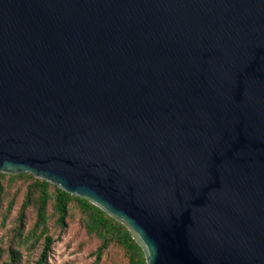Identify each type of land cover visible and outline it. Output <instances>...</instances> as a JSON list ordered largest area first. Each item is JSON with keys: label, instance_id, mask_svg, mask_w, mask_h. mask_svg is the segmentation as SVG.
Here are the masks:
<instances>
[{"label": "water", "instance_id": "1", "mask_svg": "<svg viewBox=\"0 0 264 264\" xmlns=\"http://www.w3.org/2000/svg\"><path fill=\"white\" fill-rule=\"evenodd\" d=\"M0 173L146 264H264V0H0Z\"/></svg>", "mask_w": 264, "mask_h": 264}, {"label": "trees", "instance_id": "2", "mask_svg": "<svg viewBox=\"0 0 264 264\" xmlns=\"http://www.w3.org/2000/svg\"><path fill=\"white\" fill-rule=\"evenodd\" d=\"M21 181L25 187L22 203L17 213L16 227L13 236L20 244H30L33 249L41 246L37 264H45L50 249L54 243L48 230V220L52 216L55 222L63 226L74 207L81 215V223L87 238L97 242L94 255L99 261L112 248L123 252L126 264H146L142 250L137 246L127 229L104 214L88 201L71 196L56 186L28 174L8 175L0 173V201L4 194L5 182L11 184ZM12 209V201L8 202L7 211ZM52 210V213H50ZM27 213L30 224L27 227ZM7 260L1 264H18L20 254L11 246L6 251Z\"/></svg>", "mask_w": 264, "mask_h": 264}, {"label": "rangeland", "instance_id": "3", "mask_svg": "<svg viewBox=\"0 0 264 264\" xmlns=\"http://www.w3.org/2000/svg\"><path fill=\"white\" fill-rule=\"evenodd\" d=\"M4 187L0 201V264L7 260L6 251L10 246L20 254L18 264H37L41 246L36 245L32 249L31 243L20 244L13 236L26 185L15 181L11 184L5 182ZM11 201L12 209L8 212V202ZM51 213L52 210L49 214ZM29 216L30 213H27V227L31 222ZM48 230L54 243L45 264H126L123 252L115 248L109 251L108 257L104 255L99 261L96 259L94 251L97 242L84 234L81 215L74 207L70 209L63 226L58 225L55 218L50 216Z\"/></svg>", "mask_w": 264, "mask_h": 264}]
</instances>
